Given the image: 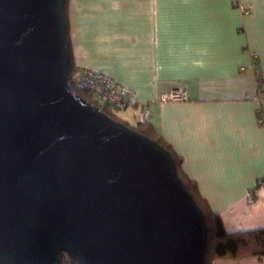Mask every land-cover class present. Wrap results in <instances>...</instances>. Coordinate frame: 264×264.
I'll return each instance as SVG.
<instances>
[{
  "label": "water",
  "instance_id": "1",
  "mask_svg": "<svg viewBox=\"0 0 264 264\" xmlns=\"http://www.w3.org/2000/svg\"><path fill=\"white\" fill-rule=\"evenodd\" d=\"M63 4L0 0V264H204L171 153L68 84Z\"/></svg>",
  "mask_w": 264,
  "mask_h": 264
},
{
  "label": "crops",
  "instance_id": "2",
  "mask_svg": "<svg viewBox=\"0 0 264 264\" xmlns=\"http://www.w3.org/2000/svg\"><path fill=\"white\" fill-rule=\"evenodd\" d=\"M66 20L76 75L88 68L133 89L137 104L118 116L130 126L146 102L147 121L226 232L264 228L251 67L255 55L264 85V0H67ZM178 89L185 99L158 101ZM211 264H264V255Z\"/></svg>",
  "mask_w": 264,
  "mask_h": 264
},
{
  "label": "trees",
  "instance_id": "3",
  "mask_svg": "<svg viewBox=\"0 0 264 264\" xmlns=\"http://www.w3.org/2000/svg\"><path fill=\"white\" fill-rule=\"evenodd\" d=\"M66 4L67 0H64L63 12L66 26V39L69 52V65H68V84L70 87L83 99L87 100L93 105L100 107V109L109 117L114 120L121 121L125 125L131 127L140 134L147 136L148 138L156 140L161 146L167 149L174 160L176 171L188 188L196 203L200 207L205 217L207 226V238L205 245L204 264H211V261L216 258H231L239 259L249 256L261 257L264 255V228L247 230L241 232L228 233L224 230L221 218L213 213L206 203L205 199L200 196L197 191L195 183L189 179L181 170V159L174 153L170 146L163 141L159 133L148 121H138L133 126L128 125L125 121L116 116V111L109 107L99 104L98 101L92 99L86 89H78L74 85V76L76 74V68L73 64L72 53L70 49L68 33H67V20H66ZM60 264H77L76 261L70 258L66 254H61Z\"/></svg>",
  "mask_w": 264,
  "mask_h": 264
},
{
  "label": "built area",
  "instance_id": "4",
  "mask_svg": "<svg viewBox=\"0 0 264 264\" xmlns=\"http://www.w3.org/2000/svg\"><path fill=\"white\" fill-rule=\"evenodd\" d=\"M253 74L256 84V100L259 105L256 109V120L259 124L264 123V85L262 82L261 71L257 57L253 55L252 65ZM74 85L78 89H86L92 99L99 104H103L112 110L131 109L136 104L135 92L130 87L115 81L110 76L96 70L85 68L74 77ZM186 98L183 90H171L162 93L158 97V101L182 100ZM140 120L147 121L149 119V110L146 102L139 103ZM258 186H264V180L260 179ZM255 189H251L246 195L247 202H253Z\"/></svg>",
  "mask_w": 264,
  "mask_h": 264
},
{
  "label": "rangeland",
  "instance_id": "5",
  "mask_svg": "<svg viewBox=\"0 0 264 264\" xmlns=\"http://www.w3.org/2000/svg\"><path fill=\"white\" fill-rule=\"evenodd\" d=\"M75 76H76V74H75ZM114 111H117L116 116L118 117L120 115L119 113H120L121 110H114Z\"/></svg>",
  "mask_w": 264,
  "mask_h": 264
}]
</instances>
